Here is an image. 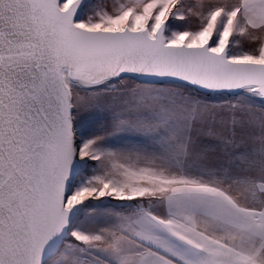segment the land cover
<instances>
[{
    "label": "snow or ice",
    "instance_id": "1",
    "mask_svg": "<svg viewBox=\"0 0 264 264\" xmlns=\"http://www.w3.org/2000/svg\"><path fill=\"white\" fill-rule=\"evenodd\" d=\"M0 264H264V0H0Z\"/></svg>",
    "mask_w": 264,
    "mask_h": 264
},
{
    "label": "rangeland",
    "instance_id": "2",
    "mask_svg": "<svg viewBox=\"0 0 264 264\" xmlns=\"http://www.w3.org/2000/svg\"><path fill=\"white\" fill-rule=\"evenodd\" d=\"M92 7H95L99 4L108 3L111 4V0H88L87 1ZM231 2H235V0H231ZM88 14L86 11L85 16ZM81 117H78V125L77 131L78 133H86L94 131L98 127V122L103 123L102 118L99 114H86L82 112ZM114 143L117 146H121L129 143L127 140L120 139L119 137L114 138Z\"/></svg>",
    "mask_w": 264,
    "mask_h": 264
},
{
    "label": "water",
    "instance_id": "3",
    "mask_svg": "<svg viewBox=\"0 0 264 264\" xmlns=\"http://www.w3.org/2000/svg\"><path fill=\"white\" fill-rule=\"evenodd\" d=\"M88 1V0H87Z\"/></svg>",
    "mask_w": 264,
    "mask_h": 264
}]
</instances>
